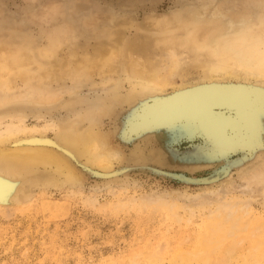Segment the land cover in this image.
I'll list each match as a JSON object with an SVG mask.
<instances>
[{
	"label": "rangeland",
	"instance_id": "obj_1",
	"mask_svg": "<svg viewBox=\"0 0 264 264\" xmlns=\"http://www.w3.org/2000/svg\"><path fill=\"white\" fill-rule=\"evenodd\" d=\"M194 10L200 13L199 19L205 26L210 25L207 28L223 22V15L229 11L252 22L263 18L264 0H0V57L30 55L27 69L31 74L39 66L58 72V79L38 86L42 92L52 94L50 103H10L0 108V114L25 113L26 125L37 128L50 119L68 117L67 106L71 102L78 109L94 98L106 99L103 91L90 90L92 83L100 86L106 79L98 74L81 81L78 94H67L75 83L60 76L66 73L62 62L71 53L89 55L92 48L111 43H120L119 47L125 50L142 39L159 40L169 29L176 34L175 27L157 30L152 23L154 17L189 18ZM126 20L128 24L124 23ZM51 46L56 47L52 60L39 57L43 49ZM149 51L152 57H158V75H165L167 85L156 95L115 103L104 117L103 128L115 130L123 156L121 162L113 165L114 170L99 172L75 159L84 175L79 191L68 186L43 189L31 185L24 190L31 200L20 205L10 200L15 184L8 183L0 174V264H175L195 253L211 264L224 256L219 264H226L223 260L227 264L264 263V185L250 182L253 190L245 192L240 188L245 185L240 179L242 172L234 169L236 165L230 167V163L243 160L244 156L248 160L260 155L263 136L259 138L262 148L251 149L235 141L230 143L228 133L213 134L219 130L209 123L210 118L202 115L161 117L162 106L176 94L174 89L189 84L199 87L193 82L200 79L202 69L193 67L196 64L192 54L185 52L180 57L184 65L181 75L169 76L158 51L152 47ZM120 61L119 92L128 95L131 84L125 80V74L129 61L126 56ZM33 63L37 68H32ZM46 136L54 138L50 130ZM261 156L264 161V155ZM47 175L40 170L30 180H44ZM229 186L231 192L224 195V188ZM237 189L245 193L241 195ZM149 198L152 201L147 202ZM153 200L157 202L153 204ZM219 203L237 205L235 210L242 204L247 210L239 209L231 218L215 216ZM229 230L232 234L226 235Z\"/></svg>",
	"mask_w": 264,
	"mask_h": 264
},
{
	"label": "bare ground",
	"instance_id": "obj_2",
	"mask_svg": "<svg viewBox=\"0 0 264 264\" xmlns=\"http://www.w3.org/2000/svg\"><path fill=\"white\" fill-rule=\"evenodd\" d=\"M205 8H207L206 5ZM220 9L218 8V10ZM229 12L223 15V22L214 26L211 25L210 28H207L210 25H204L205 23L201 21L202 19H199V11V14H197L195 10L189 13V18L180 19L176 16L171 18L172 20L167 17H163L165 20L162 17V20H157L159 18L157 17L155 20L154 17V22L152 23L154 27L158 28L157 30L160 31L165 27H175L178 33H171L173 31L169 29V32L166 31L168 33L159 40L148 39L145 41L142 39L141 42L126 46L125 50L119 47L120 43H111V45H106V47H96V50L92 48L94 51L90 50L91 55H88L85 51L87 55L80 54V56L83 55L82 58H78V54H76V56L78 55L76 57L74 53H71L68 59L62 62L66 68V73L62 72L60 74V76L68 77L75 83L66 93L78 94L82 89L81 81L91 80L94 74H98L106 76V79L103 78L100 86L92 85V83L91 87L89 86L90 90L99 89L107 97L106 99L94 98L93 101L90 100L85 103L84 107L81 106L78 109H74L72 105L74 102H71L72 104L70 103L67 106L69 116L65 119H50L42 126L35 128L26 125L27 115L25 113H1L0 174L4 175L3 177L6 178L8 183L15 184L10 200L15 204L31 200V195L24 191L26 187L31 185H38L43 189L50 187L59 189L68 186L75 192L79 191L84 175L77 168L75 159L99 172L105 173L114 170L113 165L115 162H121L123 156L116 143L117 135L115 130L111 131L103 128L104 117L111 112L115 103H122L125 100L133 102L141 96L156 95L157 91L161 90L160 88L167 85L165 75H163L164 77L158 75V70L161 67L157 62L158 57L155 59L150 54V47L158 51V56L163 61V65H166L167 75L169 76L181 75L184 65L180 57L185 52L192 54V59L196 64L193 67L202 69L200 79L193 82L194 85L198 84L199 87L189 84L183 88H195L185 91H182L183 88L174 89L176 94L164 107L162 106L161 117L181 114L202 115L210 118L209 123L214 124V127L219 130L217 131L219 133L213 134L225 136L228 133L231 136L229 137L230 143L235 141L236 144L240 143V146L244 145L251 149L258 147L260 136L264 138V16L262 19H255V21L251 22L242 19L243 17L240 14H236L237 12ZM202 18L204 17L202 16ZM210 18L212 19V17ZM127 21L124 23L128 24ZM121 22L118 21V23L123 24V21ZM111 24L113 26L115 22ZM120 30L122 31V29ZM116 37L120 39L119 34ZM116 37L113 38L116 39ZM55 49V46L43 49L42 52H38L40 54L39 57L49 59L54 56ZM71 49L73 50V48ZM16 54L11 58L0 57V108L17 102L50 103L53 98L52 94L42 92L38 86L58 79V72L56 73L52 70L54 71L52 73L49 67L39 66L36 73L31 74L30 69H27L28 67L30 68L28 65L30 55L28 58H23L15 56ZM122 56H126L129 61L125 74V80L131 84L128 95H122L119 92L121 87L120 59ZM133 56L136 58L134 61H130ZM34 63L32 68H37L34 67ZM54 66L52 67L55 68ZM110 75H115L116 78L109 77ZM18 84L22 85L18 87ZM200 84L202 85L200 86ZM260 102L262 106H260L261 104L259 105ZM35 118L38 119L39 116L36 115ZM48 130L53 133V140L47 138L46 132ZM259 148L262 147L259 146ZM260 152L264 155V149L260 150ZM261 153L260 155L251 156L248 160L244 156L243 160L239 159L233 164L230 163V167L236 165L234 169L242 172L240 179L245 185L240 188L244 189L245 192L253 190L250 182L264 185V161ZM171 161L173 162L174 160L171 159ZM255 161H257L256 165H254ZM261 168L263 170H260ZM40 170L47 172V177L44 180H30ZM229 176L225 175L224 177ZM224 189L226 190L224 195L231 192L230 186ZM242 189H237L240 190L241 195L245 193ZM262 192L264 193V191ZM158 198L160 197L158 196ZM149 199L147 202L152 201V198ZM172 201L170 200L169 203L172 204ZM239 201L241 203L244 202ZM248 202L250 203L252 200L250 199ZM188 204L190 205V203ZM242 204L246 206V203ZM242 204L239 206L238 203L239 207L235 210L237 205L233 207L230 203H219L215 216L223 214L226 218H231L239 209L248 208V206L244 207ZM227 205H230V208ZM166 207L168 208L167 204ZM231 208H234V210ZM221 209L223 211H219ZM186 210L188 211L187 208ZM231 232L228 233L226 231L225 233L226 235H231ZM198 256L196 253L191 254V258L187 257L188 259L184 262L180 261V263L175 261V264H211L207 259L198 258ZM221 258L220 261L213 263L219 264L223 259ZM222 262L227 264V261L223 260ZM241 263L257 264V262Z\"/></svg>",
	"mask_w": 264,
	"mask_h": 264
}]
</instances>
